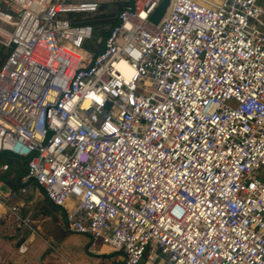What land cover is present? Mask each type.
Returning a JSON list of instances; mask_svg holds the SVG:
<instances>
[{
  "label": "built area",
  "instance_id": "1",
  "mask_svg": "<svg viewBox=\"0 0 264 264\" xmlns=\"http://www.w3.org/2000/svg\"><path fill=\"white\" fill-rule=\"evenodd\" d=\"M162 1L131 0L95 54L67 15L96 0H0V202L34 229L17 198L39 186L120 264H264V6L171 0L154 25Z\"/></svg>",
  "mask_w": 264,
  "mask_h": 264
},
{
  "label": "crops",
  "instance_id": "2",
  "mask_svg": "<svg viewBox=\"0 0 264 264\" xmlns=\"http://www.w3.org/2000/svg\"><path fill=\"white\" fill-rule=\"evenodd\" d=\"M97 48L101 51L102 45H98ZM10 167L4 175V189L19 192L20 181L27 172V165L24 159L15 157ZM17 203L21 206L24 216L31 217L34 229L18 227L8 208L0 202V264L122 262V254L110 246L100 241H90L85 236L71 235L67 228L64 230L62 227H66L65 209L53 204L39 186L34 185L27 194L18 196ZM74 204L75 200L70 198L66 206L70 208ZM55 225L60 227L59 230ZM22 243L28 246L25 253L19 251Z\"/></svg>",
  "mask_w": 264,
  "mask_h": 264
},
{
  "label": "rangeland",
  "instance_id": "3",
  "mask_svg": "<svg viewBox=\"0 0 264 264\" xmlns=\"http://www.w3.org/2000/svg\"><path fill=\"white\" fill-rule=\"evenodd\" d=\"M87 1H90V0H87ZM96 1L99 2L100 9L95 14L91 12H77V13H71L67 15V17L70 18L71 20H74V22H88L94 26L95 37L84 46L88 50H91V46L97 48V41L103 38L100 32L103 30L110 31L113 27L110 22L115 20L118 13L123 9V7L127 5L129 2H131V0H96ZM219 1L221 0H213V2H219ZM260 3L264 6V0H260ZM93 21L101 22V24L100 23L93 24ZM0 39L2 41H7L8 38L4 35H0ZM8 52H9L8 48L5 46H2V44L0 43V66L2 62L5 60L4 58L8 54ZM3 160L4 158L1 161ZM55 226L59 230L60 227H58L57 225ZM62 228L66 230L67 227L63 226ZM70 234L85 236L86 238H88V240L93 241V239L90 236L85 235V234L72 233V232H70Z\"/></svg>",
  "mask_w": 264,
  "mask_h": 264
},
{
  "label": "water",
  "instance_id": "4",
  "mask_svg": "<svg viewBox=\"0 0 264 264\" xmlns=\"http://www.w3.org/2000/svg\"><path fill=\"white\" fill-rule=\"evenodd\" d=\"M171 4V0H163L161 4L158 6V8L155 10V12L151 16V22L154 25H159L162 21V19L165 17L168 8ZM163 264H169L167 262Z\"/></svg>",
  "mask_w": 264,
  "mask_h": 264
},
{
  "label": "trees",
  "instance_id": "5",
  "mask_svg": "<svg viewBox=\"0 0 264 264\" xmlns=\"http://www.w3.org/2000/svg\"><path fill=\"white\" fill-rule=\"evenodd\" d=\"M87 23H88V22H87ZM98 23L101 24V22H95V21H93V24H98ZM104 23H105V22H104ZM106 23H107V22H106ZM108 23H109V22H108ZM110 23L112 24V26H114V25L116 24V19L113 20V21L110 22ZM100 33H101V35L103 36V38L105 39V38L109 35L110 31H105V30H103V31H101ZM91 50L94 51L95 54H97V53L100 52V50H99L98 48L93 47V46H91ZM6 58H7V55L5 56L4 59H6ZM4 61H5V60H4ZM4 61H3V62H4ZM3 62H2V64H3ZM2 64H1V65H2ZM3 158H4L3 162H9L11 165L13 164V162H14V160H15V157L12 156V155L9 154V153L4 154V156H2V158H1V160H2ZM25 165H27V161H26V160H25Z\"/></svg>",
  "mask_w": 264,
  "mask_h": 264
},
{
  "label": "clouds",
  "instance_id": "6",
  "mask_svg": "<svg viewBox=\"0 0 264 264\" xmlns=\"http://www.w3.org/2000/svg\"><path fill=\"white\" fill-rule=\"evenodd\" d=\"M129 74H130V75H134V73H132L131 70H130V73H129ZM90 98H92V97H90ZM95 99H97L98 101L100 100L99 97H95Z\"/></svg>",
  "mask_w": 264,
  "mask_h": 264
},
{
  "label": "bare ground",
  "instance_id": "7",
  "mask_svg": "<svg viewBox=\"0 0 264 264\" xmlns=\"http://www.w3.org/2000/svg\"><path fill=\"white\" fill-rule=\"evenodd\" d=\"M124 68L126 69V71H130L129 67L125 64H124Z\"/></svg>",
  "mask_w": 264,
  "mask_h": 264
}]
</instances>
